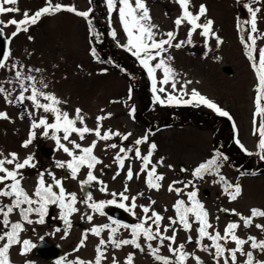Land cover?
Wrapping results in <instances>:
<instances>
[{"label": "rangeland", "instance_id": "rangeland-1", "mask_svg": "<svg viewBox=\"0 0 264 264\" xmlns=\"http://www.w3.org/2000/svg\"><path fill=\"white\" fill-rule=\"evenodd\" d=\"M67 1L75 8L80 5L79 11H86L89 5L88 0ZM52 3H55V0H52ZM65 3L64 5L68 6L67 2ZM243 3H249L254 8H261V12L257 14L258 32L253 34L256 37L255 50L252 51V55L256 59L253 61H250L245 55L246 49L241 43L242 36L246 40L250 25H244L241 31L237 30V18L239 17L241 21L249 18L246 9L243 8ZM146 4L149 8L152 23L158 25L157 40L166 38L163 33L168 31L176 32V40L173 41V44L187 39V32L190 26L184 24L177 29L174 25L175 19L181 14V9L174 0H146ZM201 4L207 7L206 17H202L201 22H204L205 19L213 20L214 31L219 35L223 43L217 47L215 39L209 37V47L205 48L204 37H201L199 35L200 30H197V32L193 33L192 44H184L180 49L168 48L166 52L161 54V57H157L151 63L154 65L159 59L171 55L173 59L170 64L177 73L175 79L178 82L175 91L171 87L172 78L169 79L168 84H160L159 81L163 79L164 74L161 69H158L155 73V83L157 88L164 87L166 91L164 93L158 92L157 94L166 100L168 94L182 96L186 92L188 95L184 96V99L187 100L191 99V90L196 89L222 109L228 111L233 119L229 120L226 117H221L204 105L173 103L179 107L180 110L178 112L185 117L182 118L183 122L176 123L173 127L161 130L157 134L146 130L145 135L148 136V140L138 146L134 142L136 139L141 138V129L138 120L133 119L132 116L141 114L143 108L141 104H144L146 123L162 116V113L158 112V110H161V106L165 107L167 115L175 112L168 110L171 104H160L157 102H155V105L151 104L148 97L149 94H147V83L148 81L151 83L152 90L154 81L136 56L140 63L139 67L144 70H139V68L135 67V64L128 65L126 60H124L123 63L126 68L135 67L134 69H136L127 70L131 75L128 83L117 74L116 70L106 63H100L97 59V63L93 65L90 62L86 19L83 17L76 18L75 15H66L65 13H61L62 16L47 18L49 24L44 31L48 36H55L49 41H33L31 51L36 46H42L38 48L33 56L30 53L27 55L26 43L23 40L12 42L11 48L9 47L11 56L6 61L8 66L0 68V86L7 90L15 89V91H12L11 99L14 100L15 96L19 95L20 85L14 80L17 69H11L10 66L16 64L25 76L29 75V68L41 69L42 71L40 72L33 71L30 74L36 77V86L41 88L42 86L38 81L43 79L48 87L42 88V90L54 94L61 101H65L66 103H62L58 107L62 111H67L70 118L74 119L75 109L80 108L85 118L84 124L89 128L95 129L96 117L111 113L109 118L101 121V134L107 130L118 131L122 135L131 133L127 140H122L118 136H113L108 141L101 140V142H97L94 149L93 154L102 163L96 165L93 169V174L98 178V181H103L108 186L107 192H100L99 188L101 185L97 182H92L90 186L82 188L80 181L86 179L88 169L82 167L77 178L72 179L67 169L57 168L55 166L56 160L68 161L71 157L62 150H57L53 140L43 137V128L36 130L37 138L29 147H22L23 142L28 139L33 119L38 121L41 116H47L49 123H52L54 122V116L51 113H43L42 109H34L31 102L27 100L23 104L8 103L4 99V95L0 94V112H6L9 117V119L0 118V152H3L5 156L8 153L15 152L18 154L20 161L32 154L34 155V162L37 163L36 168L22 170L24 179L21 181V185L25 191L30 196L32 195L40 172H45L46 184L52 183V178L46 174L47 171H51L57 179H61L66 192L75 193L77 196V204L75 206L78 211L70 217L72 227L67 230L68 235L66 237L64 230L54 232L50 228H46L44 224L25 223L24 231L20 235L22 239L34 240V238L42 236L44 229H47L46 235L49 240L65 251L66 262H72L76 257L91 259L98 237L88 233L85 245L79 249V252L77 250L82 234L85 232V227L88 229L94 225V222L87 220V216L92 212V209L81 201L84 200L88 192H91L95 202L112 199L111 193L124 191L125 184L129 188L126 194L129 197L137 196L136 203L138 205L150 206L151 210H155L164 217L161 221V231L163 232L164 226L169 224L167 218L176 217L175 209L173 208L175 201L183 199L186 204L188 203L187 196L184 193L178 196L175 192H169L168 185L176 180L184 181L185 183L192 180L191 172L195 167L207 162L216 156L219 151H222L220 157L218 156L219 159L224 157H227V159H224L226 165L221 167L219 173L204 174L203 180L197 179L194 181L199 189L198 199L204 204L209 214V223L213 225L208 231L210 233L218 231L223 235L226 225L229 222H236L240 225L235 230L236 235L240 239L247 240L249 236H254L257 241L264 240V231L255 227L256 224L264 225V217L253 218L252 225L245 228L239 216L220 211V209H235L237 213L248 217L250 216V210L253 208L264 210V159H261L260 155L257 154L260 151L257 147L258 136L253 135V112L257 79L252 68V64L258 62L259 48L264 47V0H259L255 4H252L251 0H191L190 10L195 14ZM96 12L97 19H102L98 23L96 19V31L99 33L100 40L104 38L106 40L103 43L101 41L98 43L100 50L98 49L97 56L101 57L99 54H103L105 59L109 58L116 62L120 56L126 58V52L132 54L124 46L127 44V35L119 21L118 11H114L110 15L106 4L100 3ZM107 16H109L110 20L107 19ZM52 18L57 19L53 21ZM75 20H77L76 23ZM54 22H56V26L52 25ZM52 28L54 30H51ZM113 32L115 35H113ZM8 34H10V30H8ZM65 34L66 41L63 38ZM31 58L32 60H30ZM33 61L37 63L32 64ZM223 63L231 67L233 70L232 76H228L220 70V65ZM20 65H23L22 69L19 68ZM8 70H14V74L10 76ZM140 78L142 79L141 83ZM10 80L13 82L7 83ZM185 81H191V83L187 84L183 92H181V85ZM24 82L26 85L30 83L27 80ZM137 83H140V85L137 86ZM130 89L131 98L129 99ZM30 94L31 89L29 88V91L25 92V96ZM151 99L153 101V97ZM40 100L41 103L47 102L42 97ZM133 108L135 109L134 113L132 112ZM182 108L186 109V111L182 110ZM162 112L164 113V111ZM209 117L210 120H208ZM223 118L227 121L223 120ZM187 119L188 121H186ZM205 120L208 122L204 123ZM233 125H235V128ZM83 126L77 121V127ZM231 128L236 131L234 139L231 138ZM58 135L62 136V132L58 133ZM95 139L94 133H86L83 140L75 133L70 136V140L76 141L81 147L91 145ZM237 139L244 145L246 151L242 150L240 145L236 143ZM61 142L65 143L70 149L72 148L70 143L63 140ZM112 143L117 144L118 147L115 149L107 147V145ZM151 143L157 145L152 153V164H156L161 158L163 159V164H157V173L164 176V180L160 182L161 188L158 191L147 187L145 182L147 173L140 171L142 161L136 159L135 151L127 153L128 159H125L123 169H120L117 163L114 162V157L119 153L120 147L126 149L139 147L141 154L146 155ZM74 151L75 154H80L79 149ZM46 154H50L51 158L48 159L45 156ZM240 154L244 155V159ZM120 155L123 156L124 154L121 153ZM251 161H256L259 168H252ZM129 165H131L134 173V177L130 181L126 180ZM168 165H171V168ZM239 166H242V168L239 169ZM6 167L10 170L13 168L12 165H6ZM149 168H151V164ZM181 169H187L188 171L184 172ZM250 169H260L261 172H254L253 175ZM243 171H246V173L243 174ZM117 172L120 173L119 176L113 179ZM135 173H140L138 178ZM219 175L224 176L229 183L240 184L241 194L235 201H230L227 198L223 191V182L214 183V181H218ZM8 183H11V181H8ZM174 187L183 188V184H176ZM191 190V187H189L184 189V192ZM54 191L58 192L59 189L54 187ZM138 193H143V196H138ZM12 199L13 197L0 196V206L11 203ZM117 199L119 198L117 197ZM151 201H155V204H151ZM125 203L130 204L131 201L129 200ZM22 207H27V205H22ZM49 212L54 214L55 219L59 218L58 207L50 206ZM135 212L137 215L133 216V219L136 221H138L137 216H144L140 207H137ZM148 215H151V211ZM217 217H219L218 220ZM2 219V214H0V220ZM30 219L33 221L38 219L37 214H30ZM19 220H21L19 209H14L9 215V222L11 224ZM189 220L193 222L194 217L190 215ZM81 222L83 225L78 227L77 224ZM148 223L151 224L152 222L148 221ZM197 227L199 225L193 222L191 231H185L177 223L164 234L171 236L174 228L177 238L173 247H178L179 244L183 243L185 244L184 251L198 256L203 261V264H217V260L214 259L215 250L211 247V241L207 238L201 241V245L208 246V251H201L197 246ZM152 228L155 230V225H152ZM6 230L4 225L0 224V234ZM189 235L193 238L191 243L187 242ZM5 242L0 241V246ZM153 242L158 243L157 240ZM165 242L169 243V241ZM220 243L226 249L235 248V242L231 241V239L226 243L221 240ZM250 244L251 242L249 241L243 246L244 253L252 251L254 262L257 259L264 262V251L258 248L252 249ZM20 251L21 247L18 244L9 249L10 264H27V262L39 264L35 262L34 258L30 257L29 253L21 255ZM236 255V264H244L247 259L246 255H241L239 252ZM149 256L147 252L141 256L142 264H152ZM189 259L191 262H195L193 255H190ZM225 259H228L229 264H231V258L227 251L224 256L219 258V264H224ZM139 261L140 257L138 258Z\"/></svg>", "mask_w": 264, "mask_h": 264}, {"label": "snow or ice", "instance_id": "snow-or-ice-1", "mask_svg": "<svg viewBox=\"0 0 264 264\" xmlns=\"http://www.w3.org/2000/svg\"><path fill=\"white\" fill-rule=\"evenodd\" d=\"M106 7L108 13L111 15L114 11H118L119 21L123 27L125 34L127 35V44L124 45L129 51L132 52L134 56H136L141 65L147 70L148 75L153 79L154 83L152 85L153 91V100L154 102L160 104H193L196 105H204L209 109H212L216 114L221 117H226L229 120H232V116L230 113L220 106H218L215 102L211 101L201 93H199L196 89H192L190 96L191 99H184V96L188 95V93L184 92L182 96H174L172 94H168L165 99H162L157 93H164L166 89L164 87L157 88L155 83V73L158 69L163 71V79L159 81L160 84H168L169 79H171V87L175 91L177 80L175 77L177 73L175 69L171 66L170 61L173 59L171 55H168L166 58H161L154 65L151 63L156 60L157 57H161V54L166 52L168 48H176L180 49L184 44H192L193 43V33L199 31V35L204 37V46L208 48V38L213 37L216 42V46L219 47L223 41L219 37V35L214 31L213 24L214 21L211 19H205L204 22H201L202 17H206L207 7L204 4L199 6L198 11L194 14L190 10L191 0H174L181 9V14L175 19L174 25L177 29H179L182 25L187 24L190 27L187 32V39L183 41L176 42L173 44V41L176 40V32L168 31L163 33V36L166 38L156 39L158 34V25L152 23V19L150 16L149 8L147 7L146 0H105ZM259 0H251L252 4L258 3ZM18 0H0V15L3 14H11L17 13L20 11L18 7H5V5H17ZM243 8L246 9L248 13V19L241 21L240 18H237V30L241 31L244 25H250V31L247 35V38L242 36L241 43L246 49L245 55L248 57L250 61L255 60L253 57L252 51L255 50L256 37L253 35L258 32L257 29V14L261 12V8L252 7L249 3H243ZM60 11H68L73 12L75 15L79 17H83L88 19L90 13L93 11L89 8L86 11H78L75 6H65L60 3H52V0H45V6L41 7L34 13L30 14L28 11H24L23 18L19 21L15 18L9 19L8 21L0 20V41H2L3 58L0 59V68H5L8 65L6 61H8L11 56V51L6 47V45L11 44L12 39L20 32H28L29 25H36L38 21L46 16L53 15ZM90 23V21H89ZM9 25L15 26V31H13L10 36L5 38L4 29ZM91 31V28H90ZM113 35L115 33L113 32ZM29 40H32L33 37L29 36ZM167 46V47H166ZM210 50V49H209ZM94 54V50H93ZM207 55V53H205ZM11 69H17L15 71L14 80L20 85L19 95L15 96L14 100L11 99L12 91L15 89L7 90L3 86H0V94L4 95V99L8 103H18L23 104L26 100L30 101L34 109H42L43 113H51L54 116V122L49 123L47 116H41L39 120H32L30 131L28 135V139L25 140L22 144V147L27 148L29 145L33 143V141L37 138V129L43 128L42 135L45 138L51 139L55 142V147L57 150H62L69 157H71L68 161L56 160L55 166L60 169H67L70 172L71 178L76 179L80 169L82 167H86L88 169L86 179L80 181L81 187L90 186L92 182H97L101 186L99 191L104 193L107 192L108 186L103 183V181H98V178L93 174V169L97 164L102 163L98 159L96 155H94V149L97 145L98 140L108 141L113 136L121 137L122 140H127L131 133L127 135H122L120 132H113L111 130L104 131L101 134V121L107 119L111 116V113H108L104 116L96 117V128H89L86 124H84V116L82 115V110L80 108L75 109V118H70L69 113L67 111H62L60 107H58L62 103H66L65 101H61L54 94L47 93L42 90V88H47L48 85L45 83L43 79L38 81V83L42 86L38 88L36 86V77L33 75H24V73L18 69L16 64H12ZM20 69L23 68V65L19 66ZM253 71L255 73L257 79V85L255 87V98H254V112H253V135L258 136V144L257 147L260 150L258 155H260L261 159H264V47L259 48L258 51V62L252 64ZM40 72L41 69H28V72ZM25 80L30 82L29 84H25ZM13 81H7V83H12ZM191 83V81H185L184 84L181 85L180 91L183 92L184 88L187 84ZM31 89V94L25 96V92ZM43 98L46 103H41L40 98ZM131 98V89L129 90V99ZM135 109H132L134 113ZM0 118L9 119L8 114L6 112H0ZM77 121L80 124L84 125L83 127H77ZM235 128V125H233ZM62 132V137L58 135V133ZM75 133L79 136L81 140L84 139L86 133H94L97 139L93 140L91 145L87 147H81L79 143L74 140H70V136ZM68 142L72 145L70 149L65 143L61 141ZM148 140V136L145 135L142 138L135 140V145H141ZM236 143L240 145L242 150L244 145L240 143L237 139ZM107 147L115 149L118 147L117 144L112 143L107 145ZM157 145L155 143L149 144L148 152L146 155L141 154V150L139 147L135 149L129 147L124 148L120 147L119 153L114 157V162L117 163L120 169H123L125 164V159H128L127 153L135 151L136 159L142 161L141 172H146V185L149 189L159 190L161 188V181L164 180V176L162 174L157 173V164H163V159L157 161L156 164H152V153L156 149ZM75 149L80 150V154H75ZM124 155L121 156L120 154ZM220 154L217 153L212 159L208 160L205 163L199 164L195 167L192 172V180H189L187 183L184 181L176 180L168 185L169 192H175L178 196L181 193L187 196L188 203L186 204L185 200L177 199L173 205L175 209L176 217H168L169 224L164 226L163 232L161 231V221L164 217L156 212L155 210H151L150 206L138 205L136 203L137 196L127 195L126 193L129 191L127 184H125L124 191L120 193L112 192V199L101 200L99 202L93 201V197L91 192H88L84 198L82 203L87 204L88 208L92 209L93 212L99 213L101 216L105 215L104 209L106 206L114 205L120 209H123L126 212H129L133 216H136L135 209L140 207L144 216H137L139 222L129 225L127 223H123L119 220L113 219L109 217L110 223L102 224V225H93L90 229L85 230L82 234L81 240L77 246V250L85 245V241L88 239V233L90 232L93 236L100 237L101 233L107 229L108 237L107 240L101 238L99 239L98 244L95 247V258L94 261H84L81 259H77L72 262V264H101L102 260L106 259L105 252L107 250L108 245H111L114 249H120L124 245H131L135 249H139L141 252H144V247L139 243V239L142 236L146 242L147 249L149 255H151L156 261L162 262V264H185L189 255H193V258L196 261V264H203V261L194 254H189L184 251L185 244L181 243L178 247H173L176 241V231L173 228L172 235L167 236L164 233L169 231V228L179 223V225L185 231H191L192 223L195 222L199 225L196 228L198 233V237L196 239L197 246L201 249V251H208V246L201 245V241L204 238H207L211 241V247L214 248V259L217 260V264H219V258L224 256L225 252L229 253L231 258V264H236L237 261V253L239 252L241 255H246L247 259L244 261V264H264L261 261H255L253 257V252L248 251L244 253L243 246L251 242L250 247L252 249L259 248L261 251H264V240L257 241L256 237L249 236L247 240L240 239L236 235V229L240 227V225L236 222H229L224 228L223 235L220 232L216 231L214 233H210L208 229L212 228L213 225L209 223L208 220V212L204 206V204L198 199V186L194 183L195 180H203L204 174L209 172L219 173V163L217 157ZM223 159H227L224 157ZM151 164V168L149 165ZM6 165H12L13 168L10 170ZM37 163L34 162V155L30 154L22 161L19 160L18 154L15 152L8 153L7 156L3 152H0V196L3 197H13L11 203L0 206V214H2L3 219L0 220V224H3L7 229L2 234H0V241H6L0 246V264H10L9 259V249L13 245H21V255H26L32 249L37 247V244L32 243L28 239H24L21 241L20 235L24 231V224H44L45 217L49 213L50 206H56L59 208V219L63 221L65 225L64 235L65 237L68 235L67 229L72 227V221L70 219L71 215L78 211L77 207V196L75 193L66 192L65 188L62 185L61 179H57L55 175L51 171H47V176L52 178V183H45V172H40L38 176V180L36 182L35 190L30 196L28 192L21 185V181L24 179V173L22 170L26 168H36ZM171 168V165H168ZM181 171H188L187 169H181ZM119 172L113 176V179L116 176H119ZM140 173H135V176L138 178ZM254 175V173H253ZM134 177V173L131 165L128 166L126 180L130 181ZM11 181V183H8ZM223 182L224 188L223 191L226 194L227 198L230 201H235L238 196L241 194V186L239 183H229L226 181L225 177L222 175L218 176V181ZM176 184H183V188L174 187ZM54 187L58 188L59 191H54ZM191 187V191L184 192V189H188ZM138 196H143V193H138ZM35 197V198H33ZM117 197L119 199H117ZM131 201L130 204H126V201ZM151 204H155V201H151ZM22 205H27V207H21ZM190 205V206H189ZM14 209H19V215L22 222H9V215L13 212ZM167 210V209H165ZM151 211V215L148 213ZM225 213H230L232 215L239 216L240 220L243 221V226L248 228L252 225L253 218L256 217H264V210H260L257 208H253L250 210V216L245 217L242 214L236 212L235 209H220ZM35 213L38 216V219L33 221L30 219V214ZM194 217V221L190 222L189 216ZM83 218V217H82ZM219 217H217V220ZM87 220L91 222L93 220L92 215L87 216ZM148 221L152 223L149 224ZM10 224V226H9ZM152 225H155V230H153ZM255 227L264 231V225L256 224ZM120 229H130L131 230V238L130 239H120L117 238V233ZM57 232L61 231V229L57 228ZM41 240L44 237H40ZM159 239L160 244L156 247H153L151 241ZM192 237L189 235L187 238V242H192ZM231 239V241L235 242V248L226 249L220 241L223 240L225 243ZM165 241H169L168 249L175 256V260L172 261L168 257L161 256L159 254L160 247L164 245ZM134 254L129 253L124 261V264H133ZM27 264H31V262H27ZM56 264H63V258L56 261ZM112 264H119L118 260L115 256L112 258ZM224 264H229L228 259L224 260Z\"/></svg>", "mask_w": 264, "mask_h": 264}, {"label": "flooded vegetation", "instance_id": "flooded-vegetation-1", "mask_svg": "<svg viewBox=\"0 0 264 264\" xmlns=\"http://www.w3.org/2000/svg\"><path fill=\"white\" fill-rule=\"evenodd\" d=\"M65 2H67L68 6H71L69 4V1H67V0L62 1V2L55 0V3H60L62 5L66 4ZM95 2H96V0H88L89 5H88L87 10L89 8H91L93 11L90 13L89 18L86 19V23H87L86 30H87L88 40H89L90 62L93 65H95L97 63V51H96V49L98 47V41H97V37H96V27H95V23H96V5H95ZM55 3H53V4H55ZM9 6L18 7L20 9V11L17 13L0 15V20H3L6 22L9 19L15 18L16 20L19 21L20 19L23 18L24 11H28L30 14H32L35 11H37L38 9H40L41 7H44L45 6V0H18L17 5H5V7H9ZM79 6L76 7V9L78 11H79ZM61 13H65L66 15H75L73 12H68V11H60V12L55 13L53 15H46V16L42 17L36 25H29L28 26L29 27L28 32H20L18 34V36L14 37L12 39V42H18V40H23L24 43H26L25 47L27 49L26 53L28 52L27 55L30 53V55L33 56L37 52L38 48L42 47L40 45L36 46L33 49V51H31V45H32L33 41H49L51 38H54V36H55V35L48 36L44 31L45 27L49 24L47 21V18L48 17L62 16ZM75 17L80 18L77 15H75ZM52 19L54 21V19H57V18H52ZM89 21H90V23H89ZM76 22H77V20H75V23ZM52 25L56 26V22L52 23ZM90 28H91V31H90ZM8 30H10V34H11L13 31H15V26L9 25L7 28L4 29L5 38L7 36H10V34H8ZM51 30H54V28H52ZM29 36L33 37V39L29 40L28 39ZM63 36H64L63 38L65 40L66 34ZM56 38H57V35H56ZM12 42H11V44H12ZM11 44L7 45L8 49H9V47L11 48ZM93 50H94V54H93ZM125 54H126V58H122L120 56V57H118V60H116V62L114 60L109 59V58L105 59V60H106L107 64L109 66H111L112 69L116 70L117 74L120 75L125 80L126 83H128L129 82L128 80L130 79L131 75L129 74V72L127 70H136V69H134L135 67L139 68V70H144V69L139 67L140 63L138 62V60L135 56H130L128 52H126ZM30 60H32V58ZM124 60H126L128 65L129 64H135L136 66L131 67L133 69H131L130 67L126 68L124 66V63H123ZM34 63H37V62L33 61L32 64H34ZM8 74L10 76H12L14 74V70H8ZM29 74H31V73H29ZM141 82H142V79L140 78V83ZM140 83H137V86H139ZM148 84H149V81H148ZM148 89L149 88H147V90ZM148 92L150 93L149 99H150L151 104L155 105L154 100L152 101V99H151L153 96V91H151L149 89ZM141 107H143L141 114H139L138 116L136 114L132 116L133 119L138 120V124L140 125V129H141V132H140L141 138L143 136H145L146 130H147V132L149 131L150 133L157 134L161 130L173 127V125H175L176 123L183 122L182 118H185L183 116V114H180V112H178L180 110L179 107L174 105V104H171V105H169L168 110L171 112H175L174 114L170 113L169 115H167V113L165 112V107L161 106V108H160L161 110H158V112H161L162 116L160 118L157 117L152 122L146 123L145 117H144V104H141ZM182 110L186 111V109H183V108H182ZM162 111H164V113ZM186 121H188V119ZM97 142H101V140H98ZM142 144H144V143H142ZM104 211H105L104 216H101L99 213H96L93 211L89 213V215L93 216V220L91 222H94L93 223L94 225H102V224L110 223V221L108 219L109 217L116 219V220H119L123 223H127L129 225H132V224L139 222V221H136L133 219L132 214H130L129 212H126L123 209H120L114 205L106 206ZM17 222H22V221L19 220ZM44 225L46 226V228H50L54 232L56 231L57 228H59L61 230H65V225H64L63 221H61L59 218L55 219L54 214L50 213V212L45 217ZM77 225H78V227H81L83 225V223L81 222V223H78ZM88 229H90V228H88ZM88 229H87V227H85V230H88ZM46 233H47V229H44V233L42 236H39L36 239L34 238V240H30L32 243L37 244V247L35 249H32L28 253L30 254V257L34 258L35 262H38L39 264H56V261L60 260L61 258H63V264H72V262L76 261L77 259H81L84 261H94V258L96 255L95 247L98 244L99 239L103 238V239L107 240V237H108V230L105 229L101 233V236L98 237V240L96 241V244L93 248V256L91 259H89V258L84 259L82 257H76L72 262H66L65 251L59 245L55 244L54 242H51L49 240V237L46 235ZM116 235H117V238H120V239H130L131 238V230L130 229H120ZM40 237H44V239L41 240ZM94 237H96V236H94ZM20 239H21V241H23L24 239H28V238L22 239L20 236ZM153 241H151L153 247H156L160 244L159 239H157L158 243H154ZM139 243L141 244L142 247H144V252H141L139 249L133 248L131 245H124L120 249H114L111 247V245H108L107 250L105 252L106 259L102 260L101 264H112L113 256L116 257L119 264H124L125 258L129 253L134 254L133 264H142L141 256H143L145 254V252L148 253V249L146 246V244L148 242H146L144 240V238L141 236L139 239ZM40 245L42 247H45L46 250L49 249L50 251L52 250L53 252H46V251L41 252L40 248H39ZM167 245H168V243L164 242V245L160 247L159 254L161 256L168 257L170 260L174 261L175 256L171 252H169ZM20 247H21V245H20ZM51 247H53V249H51ZM55 247H59L60 249L55 248ZM79 249H78V252H79ZM55 253L58 255L62 254V257L60 259H56V260L52 259V258H54L53 254H55ZM257 253H258V251H257ZM189 256H188L187 260L185 261V264H196V261L194 263L190 261ZM139 257H140V261L138 262ZM149 257L151 259L152 264H162V262L156 261L151 255Z\"/></svg>", "mask_w": 264, "mask_h": 264}, {"label": "trees", "instance_id": "trees-1", "mask_svg": "<svg viewBox=\"0 0 264 264\" xmlns=\"http://www.w3.org/2000/svg\"><path fill=\"white\" fill-rule=\"evenodd\" d=\"M102 0H96V2H95V5H96V10L98 9V6L100 5V3L101 4H106V2L103 0V2H101ZM98 5V6H97ZM97 13V12H96ZM96 19H97V15H96ZM101 19V18H100ZM100 19H97L98 21H97V23L99 22V20ZM108 19V18H107ZM107 19L105 18V20L107 21ZM102 20V19H101ZM110 20V19H109ZM96 33H97V41H98V43L101 41L102 43L104 42V41H106L105 40V38L104 39H102V40H100V38H99V33L96 31ZM99 47V46H98ZM97 47V49H96V51H97V55H98V48ZM100 50V49H99ZM99 55H101V57H99V56H97V59L99 60V62L100 63H106L107 64V62H106V60H105V58H104V55L103 54H99ZM108 65V64H107ZM148 94V93H147ZM148 97H150L149 95H148ZM218 119H221V118H218ZM223 120H225V121H227L225 118H223ZM233 145V144H232ZM224 149H226V148H224ZM222 153V151H219V154H221ZM240 156H242V158L244 159V155L243 154H240ZM219 157H220V155H219ZM219 157L217 158V160L218 161H220L219 162V165H220V167H219V170L221 169V167L222 166H224V165H226V162L224 161V159H219ZM246 160V159H245ZM252 162V161H251ZM245 163V162H244ZM252 168H259V167H257V163H256V161H253L252 162ZM239 169H241L242 168V166H239L238 167ZM250 171L251 172H261V170L260 169H250ZM205 174H210V175H212V174H214V171L213 172H209V173H205ZM22 207V206H21Z\"/></svg>", "mask_w": 264, "mask_h": 264}, {"label": "water", "instance_id": "water-1", "mask_svg": "<svg viewBox=\"0 0 264 264\" xmlns=\"http://www.w3.org/2000/svg\"><path fill=\"white\" fill-rule=\"evenodd\" d=\"M109 18V17H108ZM0 45H2V41H0ZM132 56V55H131ZM3 58V52H2V48H0V59H2ZM220 70L224 73V74H226V75H228V76H232L233 75V70L231 69V67L228 65V64H226V63H223V64H221L220 65ZM208 120H210V117H209V119ZM208 121H204V123H207ZM231 137H232V139H234L235 137H236V131L234 130V129H232L231 130ZM48 159H50L51 158V155L50 154H46L45 155ZM244 173H246V171H244ZM41 246V245H40ZM39 246V248H40V251L41 252H53L52 250L50 251L49 249L48 250H46V248L45 247H40ZM50 246V245H49ZM55 248H59V247H55ZM51 249H53V247H51ZM60 249V248H59ZM53 256H54V258H52V259H60L61 257H62V254H60V255H58V254H53Z\"/></svg>", "mask_w": 264, "mask_h": 264}]
</instances>
